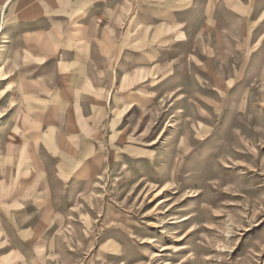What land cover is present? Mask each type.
Segmentation results:
<instances>
[{"label": "crops", "instance_id": "0c3cea01", "mask_svg": "<svg viewBox=\"0 0 264 264\" xmlns=\"http://www.w3.org/2000/svg\"><path fill=\"white\" fill-rule=\"evenodd\" d=\"M210 20L220 0H0L16 70L0 77V264L80 259L81 184L120 147L112 122L139 124L145 73L153 102L185 78Z\"/></svg>", "mask_w": 264, "mask_h": 264}, {"label": "rangeland", "instance_id": "374dc122", "mask_svg": "<svg viewBox=\"0 0 264 264\" xmlns=\"http://www.w3.org/2000/svg\"><path fill=\"white\" fill-rule=\"evenodd\" d=\"M208 23L185 78L153 102L145 73L139 124L112 122L120 147L81 184L75 264H264V0H220Z\"/></svg>", "mask_w": 264, "mask_h": 264}, {"label": "bare ground", "instance_id": "6f19581e", "mask_svg": "<svg viewBox=\"0 0 264 264\" xmlns=\"http://www.w3.org/2000/svg\"><path fill=\"white\" fill-rule=\"evenodd\" d=\"M8 40V39H7ZM256 66V65H255Z\"/></svg>", "mask_w": 264, "mask_h": 264}]
</instances>
